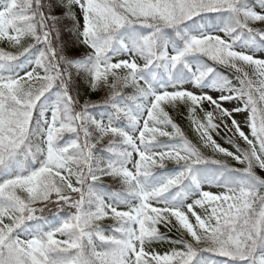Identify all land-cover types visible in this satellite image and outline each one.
<instances>
[{
  "label": "snow or ice",
  "instance_id": "obj_1",
  "mask_svg": "<svg viewBox=\"0 0 264 264\" xmlns=\"http://www.w3.org/2000/svg\"><path fill=\"white\" fill-rule=\"evenodd\" d=\"M0 264H264V0H0Z\"/></svg>",
  "mask_w": 264,
  "mask_h": 264
}]
</instances>
